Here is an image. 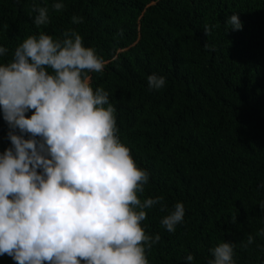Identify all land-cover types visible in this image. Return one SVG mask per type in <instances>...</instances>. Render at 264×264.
I'll return each instance as SVG.
<instances>
[{"label":"trees","instance_id":"obj_1","mask_svg":"<svg viewBox=\"0 0 264 264\" xmlns=\"http://www.w3.org/2000/svg\"><path fill=\"white\" fill-rule=\"evenodd\" d=\"M36 2L48 8L47 25L34 24L33 0H0L8 49L0 64L29 35L59 39L69 28L102 58L92 87L109 92L117 134L149 173L138 196L163 198L142 222L161 237L146 249L149 264H207L224 241L235 264H264V0H62L60 11L57 0ZM233 14L241 30L227 24ZM153 73L165 77L163 88L149 89ZM8 130L0 110V153L11 146ZM177 202L185 216L170 233L161 219ZM0 264L16 261L3 255Z\"/></svg>","mask_w":264,"mask_h":264},{"label":"clouds","instance_id":"obj_2","mask_svg":"<svg viewBox=\"0 0 264 264\" xmlns=\"http://www.w3.org/2000/svg\"><path fill=\"white\" fill-rule=\"evenodd\" d=\"M52 7L60 11L64 4L57 0ZM30 11L37 27L50 22L48 8L36 0ZM71 22L78 25L83 17L74 15ZM227 24L242 28L237 14ZM211 31L204 26L207 36ZM7 52L0 46V56ZM104 68L72 28L59 39L29 35L11 61L0 64V110L11 144L0 153V256L16 264H149L146 249L161 237L146 233L142 222L163 198L138 196L149 173L117 134L109 92L92 87L89 73ZM147 83L159 90L166 80L153 73ZM184 216V204L177 202L161 225L173 233ZM253 240L249 235L242 247ZM210 252L207 264H235L231 242ZM193 259L191 253L185 257Z\"/></svg>","mask_w":264,"mask_h":264}]
</instances>
